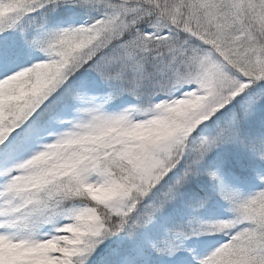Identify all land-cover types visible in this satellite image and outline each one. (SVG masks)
Segmentation results:
<instances>
[{"label":"snow or ice","instance_id":"1","mask_svg":"<svg viewBox=\"0 0 264 264\" xmlns=\"http://www.w3.org/2000/svg\"><path fill=\"white\" fill-rule=\"evenodd\" d=\"M0 264H264V0H0Z\"/></svg>","mask_w":264,"mask_h":264}]
</instances>
